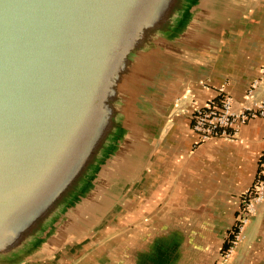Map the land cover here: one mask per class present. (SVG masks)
I'll list each match as a JSON object with an SVG mask.
<instances>
[{
  "label": "water",
  "instance_id": "obj_1",
  "mask_svg": "<svg viewBox=\"0 0 264 264\" xmlns=\"http://www.w3.org/2000/svg\"><path fill=\"white\" fill-rule=\"evenodd\" d=\"M242 1L0 0V264L43 263L111 211L151 147L145 79Z\"/></svg>",
  "mask_w": 264,
  "mask_h": 264
},
{
  "label": "crops",
  "instance_id": "obj_2",
  "mask_svg": "<svg viewBox=\"0 0 264 264\" xmlns=\"http://www.w3.org/2000/svg\"><path fill=\"white\" fill-rule=\"evenodd\" d=\"M238 8L214 41L160 67L164 80L154 95L155 137L141 165L153 169L146 185L159 202L148 205H189V222L197 220L210 238L222 236L234 222L264 153V117L249 119L231 139L202 143L191 124L192 105L215 98L222 86L237 112L264 97V78L245 96L264 67V0H245ZM245 233L229 264H264V201Z\"/></svg>",
  "mask_w": 264,
  "mask_h": 264
},
{
  "label": "flooded vegetation",
  "instance_id": "obj_3",
  "mask_svg": "<svg viewBox=\"0 0 264 264\" xmlns=\"http://www.w3.org/2000/svg\"><path fill=\"white\" fill-rule=\"evenodd\" d=\"M152 172L143 165L106 219L41 264H221L231 249L229 264L240 212L222 236L210 238L197 220L189 222V205H148L159 203L146 185Z\"/></svg>",
  "mask_w": 264,
  "mask_h": 264
},
{
  "label": "built area",
  "instance_id": "obj_4",
  "mask_svg": "<svg viewBox=\"0 0 264 264\" xmlns=\"http://www.w3.org/2000/svg\"><path fill=\"white\" fill-rule=\"evenodd\" d=\"M264 78V67L246 92L249 97L259 86ZM203 84L206 85L204 81ZM189 112V108H188ZM192 129L197 135L199 143L212 138L231 139L239 127L254 117H264V97L255 100L250 106L241 111L234 110V99L226 93L225 88H219V94L203 104L195 102L190 109ZM264 201V153L260 157V169L254 184L245 190L242 196V206L233 238V245L238 244L245 237L247 224L257 214L258 205ZM231 254V249L225 253L221 264H226Z\"/></svg>",
  "mask_w": 264,
  "mask_h": 264
},
{
  "label": "rangeland",
  "instance_id": "obj_5",
  "mask_svg": "<svg viewBox=\"0 0 264 264\" xmlns=\"http://www.w3.org/2000/svg\"><path fill=\"white\" fill-rule=\"evenodd\" d=\"M167 63H171V61H169V62H164L161 66H163V65H166ZM160 66V67H161ZM160 67L158 68V69H156L154 72H153V74L151 75V77L147 80V78L145 79V84L143 83L142 84V89L144 90V96L146 97V100H147V102L150 104V107H151V109H152V114H153V117H154V125H153V128H152V136H153V138L155 137V127H156V125H155V123H156V118H155V113H154V111H153V102H154V95H155V93H159V92H161L162 91V85H161V82L164 80L163 78H162V74L160 73ZM142 167V166H141ZM141 167H140V169H141ZM139 169V170H140ZM139 172V171H138ZM138 172H136L135 173V175L132 177V179H131V181H130V183L132 182V180L136 177V175L138 174ZM130 183L128 184V186L130 185ZM128 188V187H127ZM126 188V189H127ZM125 189V190H126ZM125 190L123 191V193L125 192ZM122 193V194H123ZM120 199V198H119ZM109 214V213H108ZM108 214L100 221V222H102L104 219H106V217L108 216ZM99 222V223H100ZM99 223H98V225H99ZM97 225V226H98ZM96 226V227H97ZM95 227V228H96ZM94 228V229H95ZM93 229V230H94ZM92 230V231H93ZM246 237H247V234L245 233V237H244V239H246ZM243 239V240H244ZM75 242V241H74ZM241 242V241H240ZM239 242V243H240ZM41 264V263H40Z\"/></svg>",
  "mask_w": 264,
  "mask_h": 264
}]
</instances>
